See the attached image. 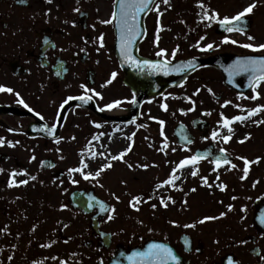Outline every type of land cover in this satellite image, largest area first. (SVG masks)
Segmentation results:
<instances>
[{
    "label": "flooded vegetation",
    "instance_id": "flooded-vegetation-1",
    "mask_svg": "<svg viewBox=\"0 0 264 264\" xmlns=\"http://www.w3.org/2000/svg\"><path fill=\"white\" fill-rule=\"evenodd\" d=\"M84 3L0 0V264H126L150 242L179 264H264V81L239 93L199 68L145 134L114 24Z\"/></svg>",
    "mask_w": 264,
    "mask_h": 264
},
{
    "label": "rangeland",
    "instance_id": "rangeland-1",
    "mask_svg": "<svg viewBox=\"0 0 264 264\" xmlns=\"http://www.w3.org/2000/svg\"><path fill=\"white\" fill-rule=\"evenodd\" d=\"M96 2L102 20H110L114 12L115 0H96ZM81 4L85 5L84 0H81ZM199 4H203L204 7H199ZM251 4L255 7L251 13L243 17L248 18L252 23L250 31L227 32L222 35L216 33L220 20L225 17L231 19ZM205 12L212 18L206 19ZM213 13L215 16L212 15ZM110 25L113 26V22ZM147 30L148 34L140 47V54L152 59L174 62L207 55L210 52L264 54V51L254 52L241 46L264 44V0H167V3H164V0H158L147 17ZM249 36L253 39L249 40ZM225 38L229 42H224ZM231 41H236V43H231ZM209 44L212 45L210 49L207 48ZM161 50H164V55L158 56L157 53ZM117 68L120 71L118 65ZM160 103L162 101L158 103L155 100L146 99L144 118L148 123L145 125V134L156 132L150 120L158 117L156 114L159 113ZM129 127L127 134L137 132L134 126ZM149 197L152 198L147 196L146 200Z\"/></svg>",
    "mask_w": 264,
    "mask_h": 264
},
{
    "label": "water",
    "instance_id": "water-1",
    "mask_svg": "<svg viewBox=\"0 0 264 264\" xmlns=\"http://www.w3.org/2000/svg\"><path fill=\"white\" fill-rule=\"evenodd\" d=\"M156 1L157 0H152L148 8L141 12L138 17L139 35L136 37L130 49L132 57H134L138 62V64L136 65H133L131 61H126L124 57H122L120 32L116 27V22L114 21L116 36L115 53L120 67L125 73V84L128 85L137 96L132 108V119H135L139 116L140 108L146 99L158 97L162 95L167 89L181 85L188 78V76H190L193 72L201 67H217L224 76L225 84L229 88L239 93L248 92V90L253 87V77L251 70L238 71L234 66L236 65L237 60H246L249 58L261 59L264 58V55L238 56L234 54H223L221 56L209 59L190 58L175 63H168L167 73H165V71L163 70H153L148 65H144L142 63L143 61H148L150 64H163L166 62L164 60L147 59L139 55V46L146 35L145 20ZM115 11L119 12V0H116L115 2ZM229 26L233 27V31H236V28L239 27L244 32L249 31L252 27L250 21L247 18H242V21L239 24H236L235 22L233 23V25L219 24L217 34L221 35L225 32H228L226 29ZM176 66H182L181 70H173L176 68ZM260 219L261 220H259V223L264 224V211ZM152 243L154 242H151L149 244ZM149 244H147L144 249L134 253L146 251ZM127 264H140V259L139 257H133L127 262ZM169 264H174V261H169Z\"/></svg>",
    "mask_w": 264,
    "mask_h": 264
},
{
    "label": "snow or ice",
    "instance_id": "snow-or-ice-1",
    "mask_svg": "<svg viewBox=\"0 0 264 264\" xmlns=\"http://www.w3.org/2000/svg\"><path fill=\"white\" fill-rule=\"evenodd\" d=\"M152 2V0H119V12L114 11L112 13V18L107 21H103V23H112L113 20L116 22V27L120 32V39H121V55L124 57L126 61H131L133 65L138 64V62L135 60L134 57L131 55V46L134 43L136 37L139 35L138 31V17L141 12H143L146 8H148L149 4ZM164 3H167V0H164ZM199 7L203 8V4H199ZM255 7L254 4L249 5L248 7L244 8L243 11L239 12L237 15L232 17L231 19L225 17L223 20H220L219 23L221 25H233L235 22L236 24H239L242 21V18L248 14L251 13L252 9ZM215 16V13L212 14ZM205 18L211 19L212 17L208 16L207 12H205ZM228 32L233 31V27L229 26L226 29ZM237 31H242L239 27L236 28ZM249 40H252L253 37L249 36ZM224 42H229L227 38H225ZM231 43H236V41H231ZM244 48H249L254 52L258 51H264V44L259 45H252V44H244L241 45ZM207 48H212V45H207ZM175 53H173L174 55ZM158 56L164 55V50H161L157 53ZM144 65H148L153 70H163L165 73L168 71V62H165L163 64H150L148 61L142 62ZM191 66V65H189ZM182 66H176L175 71L181 70ZM236 70L240 71H249L251 70L252 77H253V90H255V85L259 84L261 81H264V58L261 59H246V60H237L236 65L234 66ZM258 73V74H257ZM113 78H115L116 73H112ZM0 91H7L11 92L12 89L4 88L3 86H0ZM87 91V89H86ZM252 99H257V95H253L251 97ZM78 99L85 100L91 99V97H79ZM21 104H23V101H19ZM119 103V102H117ZM114 104H109L106 107L110 110L114 107ZM24 107H28L27 105H24ZM29 111H32L31 108L28 109ZM103 110V109H102ZM261 110H264V106H258L254 109L249 110L248 116L255 115L257 112H260ZM234 120H243L246 119V117L243 116H236L233 118ZM163 123L162 121L160 122ZM224 126L228 127L230 121L228 119H224ZM229 131H231V128H229ZM215 136L216 134L213 133ZM229 137H224L225 140H227ZM4 143L3 138H0V145ZM9 146L11 145V142H9ZM223 151V150H222ZM116 157H113L115 159ZM198 160L197 156H192L190 160H182L180 162V166L183 167L186 164L189 163H195ZM248 161L245 160V167L244 171L247 173L248 168ZM110 167V165H108ZM80 171L78 168L70 169L69 172H77ZM195 175V172L192 173ZM11 175H15V173H12ZM82 175H84L82 173ZM89 175H84V179H89ZM95 175H99V173H96ZM94 179L95 176H92ZM14 183L13 180L9 181V186H12ZM20 183H27V181H21ZM135 199V198H134ZM99 203V202H98ZM87 207L91 208L92 204L89 202L87 204ZM229 209L231 210V206H229ZM100 210L107 211L108 209L103 203H100ZM243 211V209H242ZM223 215V214H221ZM109 219H111V216H109ZM205 219H215L214 217H206ZM203 223V221H200ZM133 257H139L140 264H169V261H175L176 264H179L178 257L173 254V250L170 247H167L164 244L160 243H152L149 244L146 251L140 252V253H133L132 257H129L131 260Z\"/></svg>",
    "mask_w": 264,
    "mask_h": 264
},
{
    "label": "bare ground",
    "instance_id": "bare-ground-1",
    "mask_svg": "<svg viewBox=\"0 0 264 264\" xmlns=\"http://www.w3.org/2000/svg\"><path fill=\"white\" fill-rule=\"evenodd\" d=\"M115 115L121 116V115H123V113L121 111H117V112H115Z\"/></svg>",
    "mask_w": 264,
    "mask_h": 264
}]
</instances>
